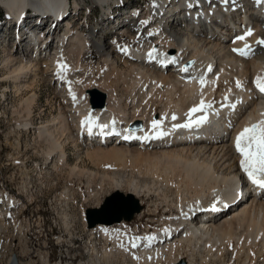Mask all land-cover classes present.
Masks as SVG:
<instances>
[{
	"label": "bare ground",
	"instance_id": "obj_1",
	"mask_svg": "<svg viewBox=\"0 0 264 264\" xmlns=\"http://www.w3.org/2000/svg\"><path fill=\"white\" fill-rule=\"evenodd\" d=\"M93 1L104 5L109 0ZM227 1L220 7L182 9L180 14L185 17L181 21L180 16L174 17L180 6L165 7L161 0L138 5L141 7L140 15L144 11L156 13V9L160 12L163 10V19L168 24L160 32H157L158 26H150L151 21L144 27L143 23L136 21L131 24L132 28L124 25L113 31L115 25L130 17L135 18L132 12L130 15L121 13L116 18L117 11H114L116 15L110 11L113 17H110L109 23H106V19L97 28L86 29L87 17L83 19L85 22L81 23V27L73 30L71 27L74 28L76 17L73 12H68L70 16L65 18V25L56 20L52 21L53 29L45 35L41 31L34 32L40 42L34 49H24L28 41L23 36L16 44L17 47L22 44V51L5 50L12 45L3 48L4 57L0 63L7 73L2 81H10L16 93L22 90L32 92L40 81L54 88V92L63 87V90H58L62 105L57 116L51 124L37 131L39 144L44 147L43 168L54 163L57 176H61L64 170L71 178L95 176L94 171L83 168L82 161L74 165L68 162L66 147L71 144L80 151L78 143L83 140L86 143L84 156L88 161L114 160L125 164L129 157L135 163L146 152L148 159L152 157L147 162L148 171L158 178L160 185H154V191L146 184L139 187L131 183L133 192L128 194L137 200L140 197L149 201L154 191L153 195L161 197L168 213L172 209L177 213L174 215L171 212L170 217L167 213L160 215L157 203L152 202L153 205L149 204L136 214L131 223L121 221L87 228L90 235L86 242V260L82 264H225L222 260L224 250L232 248L233 241L236 243L235 257L229 264H264V194L243 199L232 209H221L225 201L223 191L231 185L233 178L244 172L241 167L243 157L235 147L236 137L245 127L264 121V95L257 87V79L264 78V45L257 43L264 39V0ZM26 4H30L37 13V23L34 25L32 19L25 20L27 26L34 27L43 20L44 14H58L63 6L61 0H4L8 14L11 13L13 18L23 11ZM239 4L244 6L243 20L238 18L233 30L217 29L221 37L208 36L207 24H214L217 18L228 21L225 13L236 9ZM31 17L34 16L27 18ZM149 26L150 29L146 30ZM83 28L88 31L84 32ZM249 29L253 34L246 40L236 39ZM1 35L0 41H4L2 38L6 39L7 35ZM137 35L140 36L138 39ZM55 36L58 40L52 48L50 43ZM245 44L250 46L247 56L234 51L243 49ZM152 52H164L170 58L181 59V69L187 68L193 72V76L187 79L188 75L179 74L173 69L158 70L153 63L145 61L151 58ZM47 53L48 57L45 58ZM93 58H99L103 67H97L95 75H89ZM120 61L127 70L118 66ZM61 65L65 67L61 68ZM194 66L196 70L192 69ZM209 68H213L212 72ZM201 78L205 80L203 87ZM119 87L124 89L121 95L118 94ZM95 91L104 97L100 107L93 106L89 101L90 92ZM237 95L238 98L233 100ZM202 99L206 104L211 103V107L206 108L212 110H218L223 102L234 101L222 122L218 123L222 128L234 124L232 135L230 138L226 135L220 140H198L193 143L175 141L172 130L188 128L176 126L188 122V113ZM35 101L36 93H32L22 104V111H18L19 115L23 114L20 118L28 121ZM173 115L176 119L172 118ZM193 115L205 116L203 111ZM86 118H90V124L84 123ZM154 119L161 122L159 129L152 127ZM25 121L22 126L27 127L29 124ZM101 125L107 127L102 128ZM215 127V124L205 125L203 130L210 131ZM99 129L104 135L113 133L121 138L90 143L85 134L96 135ZM135 134H141V144L133 142L136 140ZM125 137H129L128 144L123 140ZM131 145L134 147L131 148ZM43 168L40 165L39 171ZM118 187L120 185H116L114 192L120 191ZM171 191L174 193L171 199L175 196L174 200L168 198L167 194ZM69 195L65 189L61 198L66 201ZM0 203L1 247V236L9 226L7 219L11 218L18 230L22 228L12 213L22 203L10 194L4 195L1 190ZM140 205L144 206L143 202ZM200 209L207 211V215L197 221L191 220ZM158 216L160 218L155 220ZM146 218L150 220L139 235V227ZM82 219L86 224L84 214ZM153 223L157 225L151 227ZM215 252L219 257L216 261L212 260ZM41 264H49V260L41 257Z\"/></svg>",
	"mask_w": 264,
	"mask_h": 264
},
{
	"label": "rangeland",
	"instance_id": "obj_2",
	"mask_svg": "<svg viewBox=\"0 0 264 264\" xmlns=\"http://www.w3.org/2000/svg\"><path fill=\"white\" fill-rule=\"evenodd\" d=\"M61 1L64 5V1ZM123 1L126 0H109L108 3L110 2L111 6L107 7L108 10L107 8L102 10V8L96 5L98 4L102 7H106L108 3L103 5L93 0H74L75 6H71V8L75 9L77 17L75 28L81 27V23L85 22L83 21L85 17H89V20L86 21L88 23L86 29H90V27L97 28L100 22L106 20L113 4L115 5L111 13L116 15L117 12H119L116 17L118 18L122 14H127L132 5L136 3L142 6H144L145 2L150 3V0H127L128 3L126 2L125 5L122 3ZM1 3L4 5V0H1ZM118 5H120V7ZM30 6V4H26L25 8ZM4 7L6 6L4 5ZM114 11L117 12L114 13ZM21 12L17 14L16 18L21 15ZM9 15L12 18L14 17L11 13H9ZM0 17L2 22L4 18L1 16V12ZM36 17L37 16L26 19H32L31 22L34 21V25V23H37L35 22ZM114 19L112 22H114ZM0 27L2 30H6L4 23L0 24ZM75 28L71 27L73 30H75ZM120 28L121 27L117 29ZM83 29L84 32L88 31H86L85 28ZM112 30L115 29L113 28ZM7 32L10 34V29ZM34 32L36 33V31ZM1 34L3 33L0 32V35ZM110 35H112V33ZM11 37L12 36H10V38ZM57 37L56 40H58ZM139 37L140 36L137 35L136 39ZM33 38L35 41L39 42V39L36 38V34H34ZM6 41L7 39H5L4 46L0 49V60L4 57L3 48L7 47V45L10 46V41L7 43ZM53 41L50 43L52 48L55 47L57 43L56 41L54 44L55 41ZM57 46L59 45L57 44ZM5 50L20 52L23 48L22 44L18 47L16 44H13L11 48L8 47ZM46 57H48V53L45 55V58ZM91 64V69L88 71L89 75H95L97 69L103 67L99 58H93ZM118 66L123 70H127V67H125L126 65L121 61ZM6 73V70L3 69L0 63V98L6 99V101H0V190L4 192V195L10 194L16 201L22 203L19 208H15L12 212L17 220V224L22 228L18 230V228L14 227L12 223L13 220L11 218L7 219L6 224H9V226L1 236L3 243L0 247V264H8L10 259L14 256L17 258L19 264H28V262L41 264V257L46 258V260L48 259L49 264L59 263V259L62 261V264H82L86 260V242L89 241L90 235L82 219L85 210L99 207L107 195L114 193L116 185H120L118 188H120V191L125 195L133 192V188H131L132 186L130 185L131 183L139 187H144L146 184L145 186L150 190L155 191L154 185H160V183L158 178L148 171L147 162H149L152 157L148 159L149 154L143 152L142 158L135 163H132L129 157L126 159L125 164H120V162L114 160L88 161L84 156V144L86 143H84L83 140L79 141L81 144L78 143L80 151H77L71 144L66 147L68 162L74 165L82 161L84 163L81 164L83 168L94 171V173H96L95 176L90 178L87 176L71 178L70 176L68 177L67 170H64L61 176H57L53 167L54 163L43 168L42 165L45 161L42 157V150L44 147L39 144L37 131L38 128L51 124L53 118L57 116L59 106L62 105L61 98L58 96L61 94L58 90H63V87L60 89L57 88L54 92V88L40 81L33 88L32 92L30 90H22L16 93L12 90L10 81H2L6 77ZM123 90L122 87H119L118 94H123ZM32 93H36V101L31 107V116L27 121L26 119L20 118L23 114L20 113L19 115L18 111H22L21 106L24 105V102ZM92 93L93 92H90L89 94V101L91 104L93 100ZM97 93L100 94L99 92ZM2 94L4 97H2ZM95 101H98V98H95ZM24 121L28 122L29 125L27 127L22 126L25 124ZM231 135L232 134H229V138ZM86 141L85 139V142ZM130 147L133 148L134 146L131 145ZM24 165L26 169L23 167ZM40 165L41 168H43L41 171H39ZM105 175H110L111 177H106ZM159 175L162 176V173L160 172ZM65 189L68 190L70 194L66 201L63 200L64 198H61ZM154 191H152L149 201L148 199L138 198L139 202H143L144 204V206H142V211L146 209L149 204L153 205L152 202H155V204L157 203L156 205L160 215L167 213L168 215H166L170 217L172 215L171 212L176 215L177 213L173 209L168 213L161 197L158 198L153 195ZM167 195L170 200L175 199V196L173 197L174 199H171L172 195H174L172 191L168 192ZM162 210H164V212H162ZM65 217L67 219H65ZM159 218L160 216L156 217L155 220ZM149 220L148 218L145 219L141 228L139 227L138 234L145 229V224ZM153 224L154 226L157 225V223ZM67 227L69 229H67ZM74 237L78 241L72 245L71 241ZM233 242V249L228 248L224 250L222 260H224L225 264H229L231 260H234V247L236 243L235 241ZM216 255L217 252L214 253L212 260L214 259L216 261V259H219Z\"/></svg>",
	"mask_w": 264,
	"mask_h": 264
},
{
	"label": "snow or ice",
	"instance_id": "obj_3",
	"mask_svg": "<svg viewBox=\"0 0 264 264\" xmlns=\"http://www.w3.org/2000/svg\"><path fill=\"white\" fill-rule=\"evenodd\" d=\"M226 3L227 0H224ZM252 30L249 29L245 35L239 36L237 40H246L248 36H251ZM258 44L264 45V39L258 40ZM249 45L245 44L243 49H234V51L238 52L241 56L248 55ZM65 67L61 65V68ZM181 71H187V68H182ZM211 71V68H209ZM200 84L203 87L205 85V80L203 78L200 79ZM239 87L240 84L237 83ZM257 87L261 92H264V78L257 79ZM206 107H211V103H205L202 99L200 104L193 109L190 110L188 113L189 116V123L184 125H177L176 127H191L192 121L191 118L194 113L202 112ZM176 119L175 115L172 117ZM207 120V117H201L196 121V124H203ZM84 123L90 124V118H86ZM160 121L153 120L152 127L154 129L160 128ZM100 127H107V125H101ZM89 131H91V127L89 126ZM162 134V133H161ZM129 137H125L128 139ZM235 147L237 152L241 154L243 159L241 160V167L243 171L247 174L248 179L258 187L264 189V121H260L256 124H253L249 127H245L236 137Z\"/></svg>",
	"mask_w": 264,
	"mask_h": 264
},
{
	"label": "water",
	"instance_id": "obj_4",
	"mask_svg": "<svg viewBox=\"0 0 264 264\" xmlns=\"http://www.w3.org/2000/svg\"><path fill=\"white\" fill-rule=\"evenodd\" d=\"M92 103L96 107L103 105V97L97 92L92 93ZM98 98V101H95ZM142 210L139 200L131 194L114 192L107 195L99 207L85 210V221L88 229L98 224L112 225L121 221H131ZM8 264H18L16 257H12Z\"/></svg>",
	"mask_w": 264,
	"mask_h": 264
}]
</instances>
